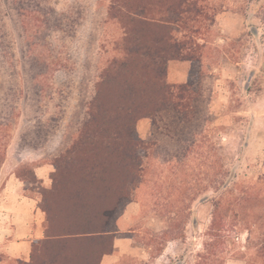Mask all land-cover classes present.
Listing matches in <instances>:
<instances>
[{"label":"rangeland","instance_id":"1","mask_svg":"<svg viewBox=\"0 0 264 264\" xmlns=\"http://www.w3.org/2000/svg\"><path fill=\"white\" fill-rule=\"evenodd\" d=\"M111 1L0 0V170L53 172L76 139L119 55ZM197 1L199 18L174 32L200 60L187 106L161 113L149 136L136 130L142 183L120 206L112 249L134 246L114 264H264V0Z\"/></svg>","mask_w":264,"mask_h":264},{"label":"trees","instance_id":"2","mask_svg":"<svg viewBox=\"0 0 264 264\" xmlns=\"http://www.w3.org/2000/svg\"><path fill=\"white\" fill-rule=\"evenodd\" d=\"M197 6V0L111 1L107 17L122 30L119 55L100 70L76 139L55 159L48 185L33 170L15 173L45 216L43 238L19 264H101L112 253L120 206L142 183L138 121L155 126L161 113L187 106L191 83L169 84L167 65L200 62L174 35L199 18ZM218 217L216 208L212 226Z\"/></svg>","mask_w":264,"mask_h":264},{"label":"crops","instance_id":"3","mask_svg":"<svg viewBox=\"0 0 264 264\" xmlns=\"http://www.w3.org/2000/svg\"><path fill=\"white\" fill-rule=\"evenodd\" d=\"M225 16L229 15L227 13L220 14L216 21L222 20ZM190 70V61H169L167 65L168 83L172 85L186 83ZM140 127L143 128L145 135H151L152 124L149 120L139 121L137 128ZM47 167L49 166L38 164L33 169L36 179L45 186L48 185L46 181H49V176L52 173ZM37 202V198L27 191L24 183L18 179L14 171L0 170V264L28 261L32 243L43 238L45 216L38 208ZM132 210V206L126 207L118 219L119 232L124 231L121 225L128 212ZM122 245L129 251L133 250L134 245L130 242L115 239L112 253L104 256L101 264H114L123 253H126V251H122ZM225 264H242V262L230 260Z\"/></svg>","mask_w":264,"mask_h":264}]
</instances>
